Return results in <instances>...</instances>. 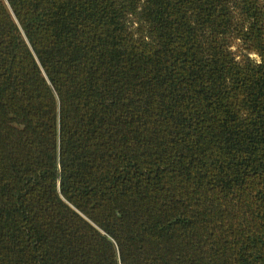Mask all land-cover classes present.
I'll use <instances>...</instances> for the list:
<instances>
[{
	"label": "trees",
	"instance_id": "16d2710c",
	"mask_svg": "<svg viewBox=\"0 0 264 264\" xmlns=\"http://www.w3.org/2000/svg\"><path fill=\"white\" fill-rule=\"evenodd\" d=\"M0 264H264V0H0Z\"/></svg>",
	"mask_w": 264,
	"mask_h": 264
}]
</instances>
